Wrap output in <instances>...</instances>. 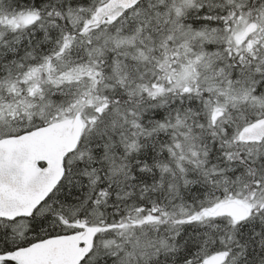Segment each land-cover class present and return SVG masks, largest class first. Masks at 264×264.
<instances>
[{
	"label": "snow or ice",
	"instance_id": "6c2138e0",
	"mask_svg": "<svg viewBox=\"0 0 264 264\" xmlns=\"http://www.w3.org/2000/svg\"><path fill=\"white\" fill-rule=\"evenodd\" d=\"M0 264H264V0H0Z\"/></svg>",
	"mask_w": 264,
	"mask_h": 264
}]
</instances>
